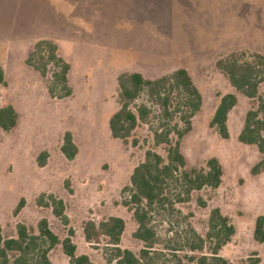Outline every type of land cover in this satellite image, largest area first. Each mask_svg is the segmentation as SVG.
Instances as JSON below:
<instances>
[{"label": "rangeland", "instance_id": "obj_1", "mask_svg": "<svg viewBox=\"0 0 264 264\" xmlns=\"http://www.w3.org/2000/svg\"><path fill=\"white\" fill-rule=\"evenodd\" d=\"M39 40L55 43L57 54L69 64V97L48 94L51 64L45 78L26 65ZM242 51L264 54V0H0V65L5 75L0 107L9 105L17 113L15 128L0 130L2 237H15L18 224L36 233L38 221L45 219L60 240L72 231L75 255L84 254L94 264H114L107 263L110 250L104 239L98 244L84 241L82 223L119 217L125 225L119 248L138 256L142 243L132 236L137 225L120 203L126 198L122 189L146 151L165 157L163 145H154L153 131L166 124L174 143L175 132L185 128L182 117L187 112L178 99V111L165 119L143 93L136 104L148 106L151 118L139 123L126 143L113 139L107 124L118 108L116 79L131 72L156 79L184 68L201 94V104L190 131L179 139L180 151L186 168L216 158L222 180L216 189L190 195L171 185L168 203L150 214L156 237L150 264H170L172 254L200 256L189 253L188 245L196 235L205 236L213 209L234 226L218 254L224 264L256 259L264 264V244L252 237L256 217L264 215V167L253 172L261 157L254 146L237 140L252 101L237 95L227 117V139L208 126L220 96L233 92L215 62ZM65 132L77 149L72 160L60 152ZM48 194L63 201L67 225L51 208L36 204L40 195ZM48 258L51 264L68 262L60 246ZM206 264L213 261L208 257Z\"/></svg>", "mask_w": 264, "mask_h": 264}, {"label": "trees", "instance_id": "obj_2", "mask_svg": "<svg viewBox=\"0 0 264 264\" xmlns=\"http://www.w3.org/2000/svg\"><path fill=\"white\" fill-rule=\"evenodd\" d=\"M51 64L53 72L47 86L48 94L57 99L71 95L68 86L69 64L57 54V46L50 40L37 41L26 59V65L32 67L42 78H45L46 65ZM216 69L227 80L233 92L220 96L212 117L208 122L221 139L228 138L227 117L237 104V95H242L252 101V106L244 115L243 125L237 140L244 145L254 146L260 155L259 162L253 172L264 167V54L231 52L215 62ZM117 110L108 119V130L111 138L126 143L139 123H146L151 118V110L143 103L136 101L144 93L149 101L161 110V116L171 119L178 111L175 103L180 99L182 108L187 112L182 117L185 128L176 131L178 140L174 143L169 139L170 131L166 124L153 131L154 145H163L165 157L152 151L145 152L144 161L132 171L129 183L122 189L126 194L121 205L132 213L137 227L132 236L142 243L138 256L131 251L119 248L121 235L124 231V221L119 217L94 223L91 220L82 223V235L86 243L98 244L105 240L110 255L107 263L114 264H150L151 250L156 243V237L150 226V214L156 208H163L169 201L171 185H178L183 193L190 195L205 188L216 189L222 180V167L216 158H209L202 167L186 168V161L180 151L179 139L190 131V120L199 110L201 94L193 83L189 73L184 68L173 70L169 74L156 79H146L139 73H123L116 79ZM5 85L4 71L0 65V87ZM177 108V106H176ZM171 109V111H170ZM17 124V113L9 105L0 107V130L9 132ZM61 154L72 160L77 149L73 144L70 133L65 132L60 146ZM45 158V154H42ZM41 160V159H40ZM43 165L44 160L38 162ZM36 204L39 207L51 208L52 214L63 224L67 225L64 215L65 205L55 196L40 195ZM21 200L14 213L22 207ZM60 240L49 228L45 219L38 221L36 233L23 224H18L15 237L3 238L0 233V264H51L48 254L56 246L68 259L67 264H94L89 258L75 255L76 247L71 242L72 231ZM234 234V226L228 217L223 216L218 209H213L208 218L207 232L203 238L195 236L188 245L189 253L178 256L172 254L170 264H206L209 257L213 264H224L218 256ZM253 240L264 244V215H259L254 221ZM154 256L161 254L153 253ZM258 260H253L257 264Z\"/></svg>", "mask_w": 264, "mask_h": 264}]
</instances>
